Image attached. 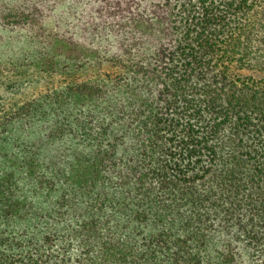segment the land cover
<instances>
[{
    "label": "trees",
    "instance_id": "16d2710c",
    "mask_svg": "<svg viewBox=\"0 0 264 264\" xmlns=\"http://www.w3.org/2000/svg\"><path fill=\"white\" fill-rule=\"evenodd\" d=\"M48 5L0 0V23L33 24ZM92 5L141 42L111 55L63 21L49 35L46 92L3 125L44 140L62 187L31 152L0 172V264H264V0Z\"/></svg>",
    "mask_w": 264,
    "mask_h": 264
},
{
    "label": "rangeland",
    "instance_id": "374dc122",
    "mask_svg": "<svg viewBox=\"0 0 264 264\" xmlns=\"http://www.w3.org/2000/svg\"><path fill=\"white\" fill-rule=\"evenodd\" d=\"M94 1L46 0L50 5L43 11L32 12L34 13L33 24L0 23V172L14 170L12 160L20 159L25 153L31 152L38 159L41 172L51 176L56 186L62 187V177L55 172L53 166H47L45 163L44 153L40 149L41 146L46 145L44 140L40 138L35 146H26L16 138L10 127H4L3 124L7 120V112L31 99L41 98V94L46 92L48 80L51 77L42 67H38L37 62L48 48L49 35H57L63 31L58 26L61 21L64 23L65 30H68V34H76L79 42L85 46L98 47L102 54L107 51H110L111 55L114 54V47L119 39L124 44H140L141 36L134 35L133 31L117 35L116 32L119 29L116 27V18L110 15V8L99 10L98 5H92ZM55 7H57L56 11ZM103 69L108 70L109 67L104 66ZM62 77L61 73L53 74L51 83L54 82V86L59 87ZM28 131L34 135L37 134L33 132L35 129L29 126ZM40 131L44 130L40 128ZM123 169L121 171L124 175L126 168ZM16 172L22 190L31 194L35 185L33 180L26 176V169H18ZM120 181L119 176L114 177L112 185L108 186L112 195L120 196L124 190L121 189ZM44 194L45 191H40V196ZM133 200L137 201L138 198ZM215 237L221 238L219 235Z\"/></svg>",
    "mask_w": 264,
    "mask_h": 264
}]
</instances>
